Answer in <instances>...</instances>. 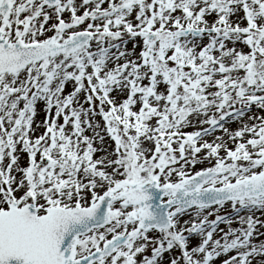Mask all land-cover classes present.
I'll use <instances>...</instances> for the list:
<instances>
[{
    "label": "snow or ice",
    "instance_id": "1",
    "mask_svg": "<svg viewBox=\"0 0 264 264\" xmlns=\"http://www.w3.org/2000/svg\"><path fill=\"white\" fill-rule=\"evenodd\" d=\"M0 264H264V0H0Z\"/></svg>",
    "mask_w": 264,
    "mask_h": 264
}]
</instances>
